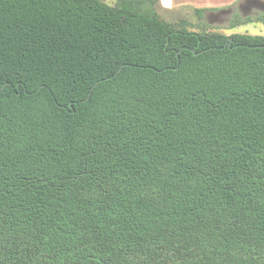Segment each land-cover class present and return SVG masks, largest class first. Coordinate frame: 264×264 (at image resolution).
I'll list each match as a JSON object with an SVG mask.
<instances>
[{"label":"trees","instance_id":"16d2710c","mask_svg":"<svg viewBox=\"0 0 264 264\" xmlns=\"http://www.w3.org/2000/svg\"><path fill=\"white\" fill-rule=\"evenodd\" d=\"M159 10L0 0V264H264V36Z\"/></svg>","mask_w":264,"mask_h":264},{"label":"rangeland","instance_id":"374dc122","mask_svg":"<svg viewBox=\"0 0 264 264\" xmlns=\"http://www.w3.org/2000/svg\"><path fill=\"white\" fill-rule=\"evenodd\" d=\"M107 4L113 5L116 0H103ZM264 2V0H261ZM245 0H177L176 6L172 11L159 10L160 16L169 22H178L181 19L188 20L191 25V30H200L199 21L195 15V9L206 8L207 11L204 14V22L209 25L210 30L221 31L226 35L242 34L251 36H264V25L261 23L253 22L248 25L230 27L232 20L237 17H242L239 7L243 5ZM222 10H233V13L228 16V19L218 22L212 20L213 23H209V16L217 14ZM264 13H259L258 16Z\"/></svg>","mask_w":264,"mask_h":264},{"label":"flooded vegetation","instance_id":"af4514ba","mask_svg":"<svg viewBox=\"0 0 264 264\" xmlns=\"http://www.w3.org/2000/svg\"><path fill=\"white\" fill-rule=\"evenodd\" d=\"M261 1V0H257ZM263 2V1H261ZM264 3V2H263ZM239 10L242 14V18H258L260 16H264V14H261L258 16L259 13H264V5L261 7L260 5H252L250 3H247V0H245L244 4L239 7ZM233 13V10H222L219 11L217 14L212 16H209V23H213L211 19L217 20L218 22H222L225 19H228V16H230Z\"/></svg>","mask_w":264,"mask_h":264},{"label":"crops","instance_id":"0c3cea01","mask_svg":"<svg viewBox=\"0 0 264 264\" xmlns=\"http://www.w3.org/2000/svg\"><path fill=\"white\" fill-rule=\"evenodd\" d=\"M177 0H161L162 6L168 11H172L176 6Z\"/></svg>","mask_w":264,"mask_h":264},{"label":"water","instance_id":"95a60500","mask_svg":"<svg viewBox=\"0 0 264 264\" xmlns=\"http://www.w3.org/2000/svg\"><path fill=\"white\" fill-rule=\"evenodd\" d=\"M247 3H250L252 5H260L261 7H263L264 3L261 1H257V0H247Z\"/></svg>","mask_w":264,"mask_h":264}]
</instances>
